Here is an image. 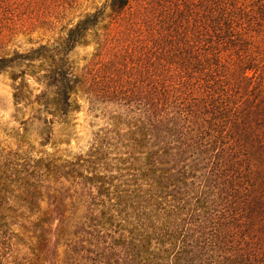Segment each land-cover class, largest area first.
Instances as JSON below:
<instances>
[{
    "label": "trees",
    "instance_id": "obj_1",
    "mask_svg": "<svg viewBox=\"0 0 264 264\" xmlns=\"http://www.w3.org/2000/svg\"><path fill=\"white\" fill-rule=\"evenodd\" d=\"M3 5L0 38L11 23L14 34L41 40L18 55L41 59L56 102L67 101L71 88L66 53L93 41L92 58L114 82L105 89L146 117L134 138L132 194L118 202L130 226L117 264H264V0ZM10 59L1 53L0 67ZM155 120L170 124L171 136L140 151ZM15 175L0 168V264H43L51 208L40 206L27 174Z\"/></svg>",
    "mask_w": 264,
    "mask_h": 264
},
{
    "label": "rangeland",
    "instance_id": "obj_2",
    "mask_svg": "<svg viewBox=\"0 0 264 264\" xmlns=\"http://www.w3.org/2000/svg\"><path fill=\"white\" fill-rule=\"evenodd\" d=\"M4 8L0 0V17ZM8 29L0 38V54L11 58L0 67V168L12 178L27 174L32 188L42 194L40 206L51 208V241L43 264H117L128 248L130 226L118 202L128 203L134 186L140 154L134 138L145 130L146 117L133 100L105 89L114 82L103 78L108 72L92 58L93 41L66 53L71 88L67 101L56 102L54 86L42 76L41 59L18 55L41 40L14 34L11 23ZM33 37L40 38L39 33ZM170 131V124L155 120L140 151L152 142L163 145ZM8 203L24 215L22 204L11 197ZM19 243L13 242L12 248L23 255Z\"/></svg>",
    "mask_w": 264,
    "mask_h": 264
}]
</instances>
